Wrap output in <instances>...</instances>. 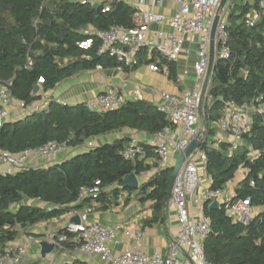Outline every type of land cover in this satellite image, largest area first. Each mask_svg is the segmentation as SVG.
Segmentation results:
<instances>
[{
    "label": "trees",
    "instance_id": "16d2710c",
    "mask_svg": "<svg viewBox=\"0 0 264 264\" xmlns=\"http://www.w3.org/2000/svg\"><path fill=\"white\" fill-rule=\"evenodd\" d=\"M263 3L264 0L228 1L224 18L230 56L216 58L204 101L201 118L205 120L206 137L200 149L206 153L209 190L225 191L243 169L245 174L231 201L248 198L254 208H262L244 224L227 215L229 201L217 209H210L209 200L204 203L213 224L203 246L213 264H264V113L258 111L264 106ZM256 12L260 17L250 26L246 21ZM138 14L137 8L122 2H114L110 11L103 12L102 7L81 0H0V86L11 82V99L27 108L40 100L42 93L80 73L98 67H121L126 71L137 68L147 50L139 53L138 64L126 66L109 54H100V38L86 30H107L112 25L135 28L140 24ZM87 39L93 41L92 46L82 48L80 44ZM157 57L160 58L154 51L150 61ZM161 61L172 68L173 62ZM40 79L44 82L40 83ZM38 84L41 91L34 95ZM231 101L247 103L255 109L251 113V130L240 137L236 147L231 141L213 139L222 110ZM166 128H174L169 117L157 105L143 100H127L120 108L106 112L92 110L86 103L51 101L46 108L23 119L0 125V155L37 149L50 141L75 148L121 129L155 135ZM129 140L116 139L48 167L0 172V255L10 242L23 236L26 228L71 211L81 212L87 206L109 209L123 193L152 203L153 216L148 224L161 221L168 205L173 168H159L153 147L142 142L144 154L136 160L125 159L122 151ZM154 168L155 173L138 188L120 186L130 174L138 177ZM96 181L101 182L102 191L81 199L82 189L94 187ZM133 198H126L124 204ZM28 200L42 205L27 203ZM63 232L64 228L56 235ZM65 247L72 248L69 243ZM65 264L89 263L75 259Z\"/></svg>",
    "mask_w": 264,
    "mask_h": 264
},
{
    "label": "built area",
    "instance_id": "2783aa9c",
    "mask_svg": "<svg viewBox=\"0 0 264 264\" xmlns=\"http://www.w3.org/2000/svg\"><path fill=\"white\" fill-rule=\"evenodd\" d=\"M92 5L99 4L103 12L110 11L114 2L127 3L137 8L142 13L139 26L128 28L123 25H112L107 30L91 31L101 40L100 54L106 53L114 57L118 62L126 66H135L139 63V53L147 50L154 51L160 56V60L177 62L184 48V36L186 34H198L201 36L202 46L198 51V60L194 68L197 76L192 90L171 93L161 92L162 103L158 104L160 111L164 112L173 123L174 128H166L154 135L150 142L158 158L159 168L173 167V156L183 152L198 134L201 115L199 105L204 78L209 66V51L211 45V31L222 0H175L178 10L175 15L166 17L163 13L152 11V8L162 3V0H81ZM149 7L145 8L146 2ZM264 7V3L262 4ZM259 13H253L247 19V24L253 26L259 19ZM167 20L172 31H152L153 24ZM93 44L91 39L82 42V48H90ZM230 48L228 36L225 31V18L222 15L216 32V58H228ZM156 63L150 65V69L158 71ZM32 62L29 61V64ZM44 80L40 79V83ZM8 84L0 86V125L9 116L8 107L11 104ZM138 100H143L140 90L134 92ZM127 101L126 95L120 93L111 86L106 92L98 94L87 105L100 112L114 111ZM21 108H26L24 103L17 102ZM262 107L258 109L263 113ZM257 110V109H256ZM255 109L250 104L238 105L234 101L229 102L222 110L217 121L221 134H228L234 147L237 146L240 137L249 132L252 127L251 113ZM93 147L92 141L87 143ZM67 143L50 141L37 149H25L20 153L13 154L2 152L0 164L7 166L6 173H14L28 166L31 156L37 159L52 161L60 152L67 150ZM127 160H136L144 154L141 141L133 138L125 145L122 151ZM177 159V158H176ZM206 153L199 148L189 156L181 166L174 181L171 199L177 210L181 230L177 237L170 243L169 253L164 256L160 253L146 254L140 246L141 232L134 234L127 230V236L135 237L138 247L125 249L121 254H115L109 245L114 240L121 226H109L98 220H92L91 215L95 212V206H87L78 213L80 222H68L61 234H49L38 239L30 236L25 240L17 239L10 242L4 253L0 255V264H24L30 250L37 242L43 241L54 244L57 252L67 250L66 243L71 245V250L87 255H98L102 260L111 264H180L178 255L183 249L188 250L186 264H213L206 256L203 241L211 233L213 220L205 212L206 201L219 200L224 191L205 190L199 197L197 191L202 183L198 161L205 163ZM102 191L101 182L96 181L94 187L82 189L80 198L97 196ZM128 197H134L128 193L119 196L123 202ZM226 213L234 222L247 224L254 217L255 209L250 199L228 200ZM226 201V202H228ZM118 243V241H115ZM39 243V244H40ZM49 264H54L51 261Z\"/></svg>",
    "mask_w": 264,
    "mask_h": 264
},
{
    "label": "crops",
    "instance_id": "0c3cea01",
    "mask_svg": "<svg viewBox=\"0 0 264 264\" xmlns=\"http://www.w3.org/2000/svg\"><path fill=\"white\" fill-rule=\"evenodd\" d=\"M147 1L145 8L149 7ZM178 4L175 0H162L161 4L152 8V11L163 13L166 17H171L176 14ZM225 9L222 12L224 16ZM142 19V13L139 11L138 21ZM152 31H172L167 20L153 24ZM184 48L180 54L179 60L173 62L172 68L168 63L161 61L159 57L155 61H150L151 53H147L142 59V63L135 69L126 71L121 67L101 68L98 67L93 71H86L80 73L72 78L58 84L54 89L42 93L40 100L34 102L27 108H21L16 101H11L8 111L9 116L5 119L7 121H16L23 119L26 116L46 108L51 101H58L61 103L76 105L79 103H88L98 94L106 92L111 86L115 87L120 93L126 95L127 100H137L136 90H140L143 94V101L158 105L163 102L161 92L180 93L192 90L195 86L197 76L195 72V62L198 60V51L202 46L201 36L198 34H186L184 36ZM148 60L150 62H148ZM159 66L158 71L150 69V65L156 63ZM212 76V75H211ZM206 76L204 78L205 83ZM211 77L209 79L210 83ZM264 107V106H262ZM199 131L204 128L203 119H200ZM217 125V124H216ZM128 137L129 139H137L142 143L150 144L154 135L146 132L133 131L129 129H121L93 138L99 144L112 143L116 139ZM214 140L231 141L228 134H221L218 128ZM97 145V146H98ZM90 148L87 144L79 147H69L67 150L60 152L52 161L37 159L31 156L27 167H48L51 164L60 163L74 155L88 151ZM177 155L173 156V161L176 160ZM202 183L197 191L200 197L203 192L209 189L211 179L205 170V163L198 161ZM157 170L138 176L139 186L143 181L148 180ZM0 172H7V166L0 164ZM245 171L241 169L236 178L231 181L224 195H222L218 202L222 204L234 195V189L238 182L243 178ZM27 203L34 205H42L37 200H28ZM79 211H71L59 218L52 219L38 223L25 229L20 240H25L30 236L41 239L49 234H55L63 229L68 222L77 216ZM153 216V207L150 201L141 202L137 198H133L128 204H124L118 200V203L106 210H96L91 215L92 220H98L109 226H121L117 231L114 240L109 241V245L115 254H121L125 249H136L138 247L135 237L127 236L126 231L131 230L134 234L141 232L140 246L146 254L160 253L166 256L169 253L170 243L177 237L181 230L178 220L177 210L174 202L170 198L168 205L164 211V218L155 224H148V220ZM39 236V237H38ZM115 241H118L116 243ZM37 242L30 250L29 256L24 261V264H49L54 261V264H65L72 262L75 259L87 261L89 264H111L104 261L98 255H87L73 250H64L56 252L59 258L55 260L49 254L43 257L41 254V243ZM188 250L183 249L178 255L180 264H186L188 261Z\"/></svg>",
    "mask_w": 264,
    "mask_h": 264
},
{
    "label": "water",
    "instance_id": "95a60500",
    "mask_svg": "<svg viewBox=\"0 0 264 264\" xmlns=\"http://www.w3.org/2000/svg\"><path fill=\"white\" fill-rule=\"evenodd\" d=\"M228 1L229 0H222L221 1L218 13L215 17V20H214V23L212 26L211 45H210V51H209V66H208V70H207V74H206L205 83H204V86L202 89L201 98H200V105H199V113H200L201 117L203 116L204 101H205V96H206V92H207L208 85H209V79L212 75L214 63L216 60V32H217L218 25L221 21L222 12L225 9ZM93 6L96 8L100 7L99 4H94ZM40 91H41V85L38 84L35 87L33 94L36 95V94L40 93ZM203 122H204L203 130L198 134V136L194 140H192V142L189 144V146L183 152H181L178 155V157L175 161V164L172 167L173 173H172L171 178H170V185H169V190H168L167 201H169L171 198L174 181L176 179V176H177L181 166L183 165L185 160L189 156H191L197 148L200 147L201 143L203 142V140L206 137V125H205L204 119H203ZM120 186L121 187H131V188L136 189L139 187V179L135 173H132L123 182L120 183ZM219 207H220V204H219L218 200L213 201L210 205V209H217ZM72 222L79 223L80 222L79 216L78 215L75 216L72 219ZM54 248H55L54 244H50V243L43 241L41 243V254H42V256L46 257L47 254H50L54 251Z\"/></svg>",
    "mask_w": 264,
    "mask_h": 264
},
{
    "label": "rangeland",
    "instance_id": "374dc122",
    "mask_svg": "<svg viewBox=\"0 0 264 264\" xmlns=\"http://www.w3.org/2000/svg\"><path fill=\"white\" fill-rule=\"evenodd\" d=\"M262 112L264 113V107L261 108ZM199 127H203L202 123L200 124ZM89 141H92L93 143V147L97 146L99 143L97 141H94V139H90ZM89 141H87L85 144H87ZM262 210V208H256L255 209V213H258ZM57 252V249H55L52 253L49 254L50 257H54L55 260H57L59 258V254L56 253ZM58 262V260L56 261Z\"/></svg>",
    "mask_w": 264,
    "mask_h": 264
}]
</instances>
